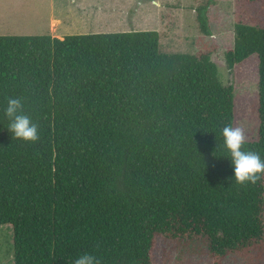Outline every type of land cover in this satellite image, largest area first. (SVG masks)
<instances>
[{"label":"trees","instance_id":"trees-1","mask_svg":"<svg viewBox=\"0 0 264 264\" xmlns=\"http://www.w3.org/2000/svg\"><path fill=\"white\" fill-rule=\"evenodd\" d=\"M257 24L235 25L229 67L256 64L257 136L242 150L264 159V0ZM200 30L210 35L207 12ZM156 30L0 35V225L13 264H153L157 238L205 248L215 264H258L264 173L236 183L221 132L234 126L235 91L212 51L169 53ZM9 98L39 138H16ZM251 252V253H250ZM256 253V254H254Z\"/></svg>","mask_w":264,"mask_h":264},{"label":"rangeland","instance_id":"rangeland-1","mask_svg":"<svg viewBox=\"0 0 264 264\" xmlns=\"http://www.w3.org/2000/svg\"><path fill=\"white\" fill-rule=\"evenodd\" d=\"M84 1L98 2L107 7L97 22L75 17L62 19L67 14L59 7L71 8L74 14L75 8L78 12V4ZM206 1L0 0V35L62 38L70 34L156 30L159 32L160 49L164 52L195 54L210 49L220 80L224 85L234 87L236 110L233 128L239 127L243 131L244 140H253L259 124L256 64L246 61L229 67L225 53L233 47L235 25L239 22L257 24V16L246 0H214L207 12L211 34L205 35L197 21V7ZM73 4L75 8L71 7ZM79 14L86 16L84 11H79ZM59 16L61 23L56 22ZM12 245L11 225H0V264H13ZM257 253L262 257L258 264H264V246ZM152 258L153 264H215L205 248L197 245L188 251L162 237L157 238ZM223 264H255V260L247 254L243 259H227Z\"/></svg>","mask_w":264,"mask_h":264},{"label":"clouds","instance_id":"clouds-1","mask_svg":"<svg viewBox=\"0 0 264 264\" xmlns=\"http://www.w3.org/2000/svg\"><path fill=\"white\" fill-rule=\"evenodd\" d=\"M22 110L21 99H8L4 115L10 120L9 129L16 138L34 142L39 138L37 126L27 115L22 114ZM221 135L224 147L231 158L236 183H255L259 175L264 173V159L257 153L242 150L244 135L239 127L225 126ZM74 264H99V262L91 254L84 253L75 259Z\"/></svg>","mask_w":264,"mask_h":264},{"label":"crops","instance_id":"crops-1","mask_svg":"<svg viewBox=\"0 0 264 264\" xmlns=\"http://www.w3.org/2000/svg\"><path fill=\"white\" fill-rule=\"evenodd\" d=\"M59 5H60V3H59ZM71 7H74V4L71 5ZM77 8H78V12H76V8H75V13L73 14V12H74L73 9L59 7L60 10L62 9L67 14L65 16V18H62V19H69V20H71V18H74L75 17V18L81 19L83 21H88V22H92L93 21V22H97L99 16H103V15H101V14L104 13L103 9H105V10L107 9V7L105 5L102 6L98 2H91V1L90 2L84 1L83 4H81V5L78 4ZM79 11L86 12V16H83L82 14H79ZM106 13H107V11H106ZM79 15L83 19L80 18ZM56 22L61 23V16L58 17V19L56 20ZM105 27H107V26H105Z\"/></svg>","mask_w":264,"mask_h":264}]
</instances>
